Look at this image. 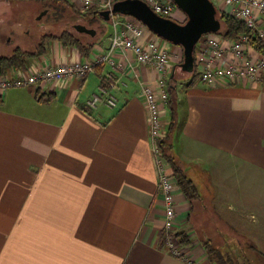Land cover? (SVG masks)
<instances>
[{
    "label": "crops",
    "instance_id": "obj_1",
    "mask_svg": "<svg viewBox=\"0 0 264 264\" xmlns=\"http://www.w3.org/2000/svg\"><path fill=\"white\" fill-rule=\"evenodd\" d=\"M95 2L82 15L67 0H0V57L27 55L21 68L2 75L85 62L107 51L113 25ZM258 18L264 29V16ZM77 25L95 36L77 32ZM71 29L93 44L88 56L58 39ZM45 36L56 39L47 41L43 55L31 56ZM173 50L178 60L163 121L168 131L175 117L177 130L163 146L199 194L190 202L180 189L175 193L174 234L191 240L177 245L188 260L166 249L142 96V85L155 86L160 75L149 66L121 73L104 65L82 80L0 94V264H217L194 211L195 201L205 204V189H212L214 209L232 227L243 206L244 236L254 237L252 221H264V73L256 83L208 86L180 68L182 48ZM248 54L260 52L251 46ZM107 82L116 84L117 107L91 110L87 101ZM223 243L216 248L223 251Z\"/></svg>",
    "mask_w": 264,
    "mask_h": 264
},
{
    "label": "built area",
    "instance_id": "obj_2",
    "mask_svg": "<svg viewBox=\"0 0 264 264\" xmlns=\"http://www.w3.org/2000/svg\"><path fill=\"white\" fill-rule=\"evenodd\" d=\"M76 5L82 15L96 7L95 0H67ZM121 0H100L102 11L111 10L114 3ZM157 15L176 21L179 8L172 0H142ZM217 10L243 22L247 29L256 32L262 42L263 52L257 57L248 54L250 39L240 35L236 40H227L220 33L207 34L201 38L195 50V64L199 81L208 86L219 82L227 84H245L258 82L264 73V29L259 28V14L264 16V0H212ZM113 33L107 51L85 62L63 64L46 69L0 75V94L12 88H44L49 84L82 80L94 73L96 68L107 65L124 73L139 65L155 68L160 77L155 86L142 85V96L148 110L149 137L153 146L155 165L158 174V189L164 200V229L167 232L166 249L177 258L188 260L177 248L174 236L176 221L175 193L180 189L173 175L169 161L164 155L162 143L168 131L164 125V107L169 101V82L174 72V62L178 52L174 46L157 37L138 20L123 15L111 18ZM264 23V21H263ZM132 54L134 63L129 62ZM116 87L114 82H107L97 94L87 101L91 110L104 105L117 107V99L111 94Z\"/></svg>",
    "mask_w": 264,
    "mask_h": 264
},
{
    "label": "water",
    "instance_id": "obj_3",
    "mask_svg": "<svg viewBox=\"0 0 264 264\" xmlns=\"http://www.w3.org/2000/svg\"><path fill=\"white\" fill-rule=\"evenodd\" d=\"M187 17L184 24L157 15L142 0H121L113 4L111 10L100 12L105 21L113 15L132 17L147 27L162 40L182 48L183 62L180 68L188 73L195 71L196 46L207 34L222 31V22L218 18V10L212 0H172ZM79 33L95 36L96 32L83 25L75 26Z\"/></svg>",
    "mask_w": 264,
    "mask_h": 264
},
{
    "label": "rangeland",
    "instance_id": "obj_4",
    "mask_svg": "<svg viewBox=\"0 0 264 264\" xmlns=\"http://www.w3.org/2000/svg\"><path fill=\"white\" fill-rule=\"evenodd\" d=\"M179 13V15H182L185 18L180 24H184L187 21V17L181 11ZM70 23H73L72 19ZM70 32L80 42H89L88 37L77 34L75 30L71 29ZM221 32H223V25ZM194 73L195 72H193L192 75ZM212 196V189H205V204H199L197 201H195L194 204V211L196 210L195 212L200 214L198 215V224L200 225V229H203L204 233L209 235V237H206L205 239L206 245H210L213 250L218 251L223 256V260H218L215 256H212V260H214L217 264H264V221L261 222L259 220H253L254 237L252 239L248 236L245 237L244 232L248 230V228H246L248 226V222H244V211L246 209L242 206V212L240 213L239 219L237 221H231V224L235 227L234 229V227L230 225V221L227 220L228 215L225 216L227 219H224L218 213L220 212L223 214V212L214 209ZM218 229H221L223 232H227V235H229L228 238L223 239V237L219 236L217 233ZM201 233L204 235L202 231ZM175 235L176 233L174 236ZM256 235L257 237H255ZM223 240L226 241L223 243ZM222 243L226 246L223 248V251H220L216 247L218 244L222 245Z\"/></svg>",
    "mask_w": 264,
    "mask_h": 264
},
{
    "label": "trees",
    "instance_id": "obj_5",
    "mask_svg": "<svg viewBox=\"0 0 264 264\" xmlns=\"http://www.w3.org/2000/svg\"><path fill=\"white\" fill-rule=\"evenodd\" d=\"M100 16V13H99ZM218 18L221 20L223 25V32H220V34L227 40H236L240 35H248L250 39V45L255 48L260 53L263 52V46L262 42L259 40L257 33L252 32L251 30L247 29L245 24L236 18L227 15L226 13L218 10L217 14ZM50 39H56V37L53 36H45L42 39V42L39 46V50L32 54L31 56L39 57L43 55L45 52V44ZM63 42L65 45H72L75 46L83 56H88L89 53L92 51L93 44H84L80 42L78 39H76L72 34L69 32H64L62 35L58 38ZM27 55L22 53L21 51H16L14 55L11 57L3 58L0 57V74H4V72L7 69L11 68H21L23 66V58ZM195 73L193 74V78L197 79L199 77L197 68H195ZM177 130V124L175 122V117H173V122L168 130V133ZM168 137V136H167ZM165 142V141H164ZM164 143H162V146ZM164 155L166 159L169 161V164L171 166L173 175L177 181V184L180 188V190L183 192V194L186 196V198L193 202L194 200L199 198L198 190L194 183L187 177L186 173L177 165L176 158H172L167 154V152L164 150ZM175 238L177 241L184 245L189 246L191 244V240L189 239L188 235L185 232H179L176 233ZM207 252L209 256L212 259V256H215L218 260H223V256L216 250H213L210 245H206Z\"/></svg>",
    "mask_w": 264,
    "mask_h": 264
}]
</instances>
